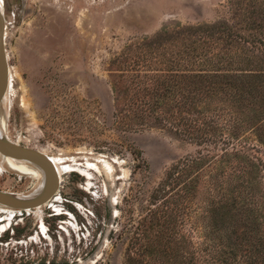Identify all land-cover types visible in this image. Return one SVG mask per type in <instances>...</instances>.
Instances as JSON below:
<instances>
[{
    "label": "rangeland",
    "instance_id": "374dc122",
    "mask_svg": "<svg viewBox=\"0 0 264 264\" xmlns=\"http://www.w3.org/2000/svg\"><path fill=\"white\" fill-rule=\"evenodd\" d=\"M238 1L0 0L9 76L4 134L65 167L45 204L0 209V264H125L154 188L198 147L161 129H112L113 61L163 30L158 45L167 47L178 26L230 21L234 7H249ZM37 183L0 169V191L25 194Z\"/></svg>",
    "mask_w": 264,
    "mask_h": 264
},
{
    "label": "trees",
    "instance_id": "16d2710c",
    "mask_svg": "<svg viewBox=\"0 0 264 264\" xmlns=\"http://www.w3.org/2000/svg\"><path fill=\"white\" fill-rule=\"evenodd\" d=\"M245 3L230 21L178 26L167 47L163 30L113 61L112 129L198 147L154 188L125 264H264V0Z\"/></svg>",
    "mask_w": 264,
    "mask_h": 264
},
{
    "label": "water",
    "instance_id": "95a60500",
    "mask_svg": "<svg viewBox=\"0 0 264 264\" xmlns=\"http://www.w3.org/2000/svg\"><path fill=\"white\" fill-rule=\"evenodd\" d=\"M8 67L5 52V20L0 3V104L7 85ZM0 155L24 161L43 172L44 183L29 193L17 194L0 191V205L17 211H27L45 204L58 191L60 179L53 161L43 152L21 147L10 142L3 131L0 133Z\"/></svg>",
    "mask_w": 264,
    "mask_h": 264
},
{
    "label": "bare ground",
    "instance_id": "6f19581e",
    "mask_svg": "<svg viewBox=\"0 0 264 264\" xmlns=\"http://www.w3.org/2000/svg\"><path fill=\"white\" fill-rule=\"evenodd\" d=\"M8 81H9V76L7 77V85H6V89H5L4 98L2 99V101L5 100V97L7 95ZM5 126L6 125H5L3 116H2L1 106H0V133L2 131H3V133L6 132V127ZM51 160L53 161V163H54V165H55V167L57 169V172L61 173L62 171L65 170L64 166L59 167L57 165L56 159L52 158ZM0 169L2 171L3 170H9V171H13L15 173L21 174V175H25V176H29V177L34 178L35 180L38 181L37 185L33 188L34 190H36L37 188H40L42 186V184L44 183L43 172L41 170H39L38 168L34 167L33 165H30V164H28V163H26L24 161H17L15 159L11 158V157H7V156L3 157V156L0 155ZM54 195L52 197H54ZM0 209H8V210H12V211H17V210H14V209H11V208H8V207H4V206H1V205H0ZM2 228L3 227H0V230Z\"/></svg>",
    "mask_w": 264,
    "mask_h": 264
}]
</instances>
